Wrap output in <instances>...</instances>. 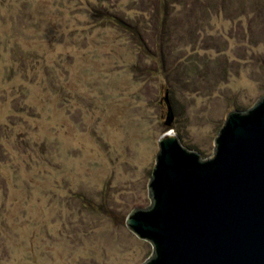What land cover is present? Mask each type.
I'll return each mask as SVG.
<instances>
[{
  "label": "rangeland",
  "instance_id": "obj_1",
  "mask_svg": "<svg viewBox=\"0 0 264 264\" xmlns=\"http://www.w3.org/2000/svg\"><path fill=\"white\" fill-rule=\"evenodd\" d=\"M162 9L0 0V264H143L158 138L210 158L264 95V0Z\"/></svg>",
  "mask_w": 264,
  "mask_h": 264
},
{
  "label": "water",
  "instance_id": "obj_2",
  "mask_svg": "<svg viewBox=\"0 0 264 264\" xmlns=\"http://www.w3.org/2000/svg\"><path fill=\"white\" fill-rule=\"evenodd\" d=\"M207 159L175 133L157 141L151 205L127 228L153 246L143 264H264V95L227 114Z\"/></svg>",
  "mask_w": 264,
  "mask_h": 264
},
{
  "label": "trees",
  "instance_id": "obj_3",
  "mask_svg": "<svg viewBox=\"0 0 264 264\" xmlns=\"http://www.w3.org/2000/svg\"><path fill=\"white\" fill-rule=\"evenodd\" d=\"M166 1L162 0V4H163V7H164V9H162V12L164 14H166V11L170 10V7L172 6V3H173V0H166ZM167 115H168V119H169V117L171 115L170 108H169V111L167 112Z\"/></svg>",
  "mask_w": 264,
  "mask_h": 264
}]
</instances>
